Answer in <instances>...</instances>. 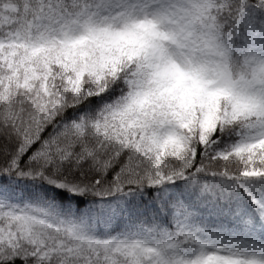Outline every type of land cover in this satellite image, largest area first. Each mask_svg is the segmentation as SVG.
<instances>
[{
	"label": "snow or ice",
	"instance_id": "snow-or-ice-1",
	"mask_svg": "<svg viewBox=\"0 0 264 264\" xmlns=\"http://www.w3.org/2000/svg\"><path fill=\"white\" fill-rule=\"evenodd\" d=\"M0 264H264V0H0Z\"/></svg>",
	"mask_w": 264,
	"mask_h": 264
}]
</instances>
